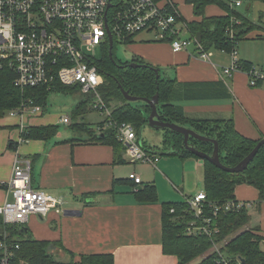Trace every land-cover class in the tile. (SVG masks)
Listing matches in <instances>:
<instances>
[{
	"label": "crops",
	"instance_id": "obj_1",
	"mask_svg": "<svg viewBox=\"0 0 264 264\" xmlns=\"http://www.w3.org/2000/svg\"><path fill=\"white\" fill-rule=\"evenodd\" d=\"M180 2L183 13L192 12L191 17L184 13L191 23L203 19L195 15L194 5L187 4L186 0ZM246 12L241 14L256 27L238 43V57L241 63L264 74V0H252ZM206 16L228 14L212 5L206 8ZM128 49L132 60L136 58L161 69L164 78L176 79L184 85L185 94L195 96L179 104L186 116L232 120L242 136L263 140L264 80L256 87L251 86L250 75L243 69L226 77L224 70L232 64L230 53L212 50L209 60H204L196 56L194 47L175 53L169 43L147 33L136 36ZM53 123L52 118L43 115L27 119L24 126ZM21 125L19 118L8 115L0 120V206L6 201L3 183L11 180L16 159L30 158L33 187L62 196L66 200L65 210L74 212L68 216L54 213L46 218L31 216L25 225L34 239L51 243L49 253L56 261L79 264L82 256L112 254L114 264H179L176 256L164 253L162 243V204L181 203L192 195L183 190L178 191L179 195L167 188L169 180L172 184L184 181V174L175 172V156L151 150L160 157L167 155L172 159H161L156 167L145 164L153 167L155 173L153 179L149 176L144 179L140 168L130 166L126 154L118 159L111 146L78 142V138L62 132L52 141L29 140L18 145ZM139 138L143 145L141 135ZM186 165L190 170L199 171L204 162L185 163L184 168L188 170ZM132 173L142 177V187L155 185L158 203L138 202L135 187L129 181ZM235 195L242 202L258 201L259 197L258 191L248 185L238 186ZM259 213V234L264 238V206L259 208Z\"/></svg>",
	"mask_w": 264,
	"mask_h": 264
},
{
	"label": "built area",
	"instance_id": "obj_2",
	"mask_svg": "<svg viewBox=\"0 0 264 264\" xmlns=\"http://www.w3.org/2000/svg\"><path fill=\"white\" fill-rule=\"evenodd\" d=\"M182 0H0V70H10L15 75L14 85L22 92L44 88L55 91L58 84L79 87L80 93L92 97V108L105 118L111 117L100 89L105 83L99 68L92 64L97 50L109 44V31L114 43L130 44L142 33L151 34L156 40L169 43L173 52L189 51L194 47L197 57L209 60L211 51L193 35L191 22L182 11ZM232 9L242 2L227 0ZM194 5V4H192ZM241 22L231 18L227 28L230 39ZM232 64L224 70L226 77L242 70L236 47L230 52ZM250 85L256 87L264 74L257 70L248 72ZM43 108L29 100L8 113L24 123L29 118L41 116ZM61 123L71 124L64 117ZM116 129L118 141L125 148L131 164L144 163L156 167L160 156L147 150L130 123L114 124L109 121L103 130ZM33 162L18 157L14 163L10 181L3 183L5 203L0 215L6 225H26L31 216L46 218L54 213L64 215L66 200L62 196L35 189L32 185ZM134 193L143 186L142 177L129 176ZM190 222L186 235L208 238L210 253L216 255V264H245L242 258L229 257L221 251L219 235L221 213H240L253 206L251 202L238 200L223 204L209 202L205 191L187 196L184 201ZM174 212V210H172ZM20 245L5 233L0 240V264H14ZM209 256V255H208Z\"/></svg>",
	"mask_w": 264,
	"mask_h": 264
},
{
	"label": "trees",
	"instance_id": "obj_3",
	"mask_svg": "<svg viewBox=\"0 0 264 264\" xmlns=\"http://www.w3.org/2000/svg\"><path fill=\"white\" fill-rule=\"evenodd\" d=\"M187 4H194L196 16H203L201 21H194L190 28L193 35L204 45L207 51L219 50L230 53L256 26L251 20L231 9L227 0H186ZM218 6L228 16H206L208 6ZM236 17L241 24L235 27L233 39L227 35V28L231 25V18ZM110 57V45L106 44L101 49L102 56L96 57L92 62L104 76L105 83L101 87L102 97L111 110V117L105 118L98 124V129L93 130L84 122L89 113L88 102L82 101L75 109L72 119L76 121L71 129L83 131L89 135L88 139H78V142L90 144L101 143L114 148L116 157L121 158L125 154V148L118 141L116 129L101 137L108 130L103 127L110 120L114 124L130 123L133 125L138 136L141 130L149 123L151 107L143 105L136 107L123 95L122 89L128 91L131 96L153 99L159 94L160 103L158 114L160 120L166 123L177 124L189 128L206 138L217 140L220 148V161L229 168L241 163L261 141H254L242 136L235 128L232 120L220 118L195 119L186 116L179 104L188 97H195L184 92V85L176 79H167L161 73V69L155 68L145 62L134 59L131 62H122L115 55ZM137 63L146 67L132 68L130 63ZM245 71H251L248 64L241 63ZM160 75V78H157ZM15 75L10 70H0V120L7 117L8 113L20 108L23 103L31 100L33 105L47 108L48 98L51 93L72 94L80 93L79 87H66L58 84L55 91L44 88L28 89L22 92L14 85ZM93 111H95L92 108ZM60 133L59 125L30 126L23 134L26 141L42 140L45 142L54 140ZM184 136L170 129H163L162 145L169 155L176 156L182 161L189 159L203 160L184 145ZM264 139V138H263ZM75 140H72L74 142ZM189 145L207 155H212L215 145L211 142H202L191 137ZM204 162V191L209 202L223 204L236 200V188L240 185L254 187L258 193L259 205L264 204V146L260 149L248 169L240 174L227 173L208 160ZM139 203H158V191L155 185H145L135 193ZM162 215V243L164 253L178 258L179 264H191L193 261L204 256L211 248L212 243L206 237H192L186 235V228L191 220L187 212L185 202L163 203ZM174 210V212H172ZM252 220L249 211L242 210L240 213H221L219 224L221 233L218 241H223L232 234L245 228ZM259 227L246 230L225 246L224 252L233 259L241 257L245 264H264V250L262 242L264 238L259 234ZM7 233L9 238L20 245L16 253L14 264H62L55 260L49 253L51 243L38 241L28 232L25 225H6L0 215V240ZM79 264H114L112 254H100L82 256ZM197 264H216V255L212 254Z\"/></svg>",
	"mask_w": 264,
	"mask_h": 264
},
{
	"label": "rangeland",
	"instance_id": "obj_4",
	"mask_svg": "<svg viewBox=\"0 0 264 264\" xmlns=\"http://www.w3.org/2000/svg\"><path fill=\"white\" fill-rule=\"evenodd\" d=\"M235 1H241L243 4V7L241 8H236V10L240 13H247L246 10L248 6H250V3L252 0H235ZM185 15L187 17L193 16L192 12L189 10L184 11ZM115 55L117 59H119L122 62H131L132 58L128 49V44L125 43H117L115 47ZM102 56L101 54V49L97 50V57L100 58ZM100 93L102 95V89H100ZM82 101H87L88 102V109L90 110L89 113L85 116V118L82 120L81 118L77 120V122H84L86 123L89 128L96 130L98 124L102 122L105 119V116L100 115L96 111L92 110V97L83 95L81 93H72V94H59V93H51L49 98H48V103H47V108L43 110L41 113V117L48 116L49 118H52L53 124L59 125L60 128V133L62 132L63 135H71L74 136L75 138L78 139H88L89 135L83 131L71 129V125L75 123L72 119L73 112L75 111L76 107L82 102ZM133 106L139 107L142 106L143 103L138 101V102H131ZM64 117H69L71 118V124L70 125H65L61 123V119ZM141 138L143 141V146L151 151L154 150L156 152L165 154L162 141H163V130L161 129H153L149 127V124L144 126L141 130ZM175 158L177 162V166L175 167V172H179L180 175L182 176L184 174V181L183 183H174L172 184L171 180L170 185L167 183V188L169 190H172L173 192L177 193L180 195L178 191L182 190L184 192H189L192 195L195 196V193H199L198 191L203 190L204 191V165L202 169L199 171H194L193 169L190 170V167L188 165V170L184 168L185 163L188 164L189 162H192V160H197V159H189L186 161H182L178 157H173ZM168 160L172 159L169 158L167 155H163V157H160V160ZM130 163V162H129ZM202 161H199V164H201ZM203 164V163H202ZM130 166L138 167L141 170V174L144 179H146V176L151 177L153 179L155 170L153 167L150 165H145L143 163H136V164H130ZM173 178V176L171 175ZM173 181L175 179L173 178ZM158 191V189H157ZM68 203V201H67ZM253 206L249 209V214L252 216L251 222L242 230L232 234L230 237L226 238L225 240L220 242L221 251L223 253H226L225 246L229 243L231 239L239 235L240 233L249 230V229H254L259 226L260 223V213H259V208L264 206V204L259 205L258 201H252ZM262 248L264 249V244H262ZM224 250V251H223ZM208 255H211L210 251H208L204 256L198 258L197 260L193 261L191 264H197L204 258H206ZM238 257V256H237ZM241 258V257H240Z\"/></svg>",
	"mask_w": 264,
	"mask_h": 264
},
{
	"label": "water",
	"instance_id": "obj_5",
	"mask_svg": "<svg viewBox=\"0 0 264 264\" xmlns=\"http://www.w3.org/2000/svg\"><path fill=\"white\" fill-rule=\"evenodd\" d=\"M109 45H110V57H111V59H113V49H114L115 43H114V39H113L110 31H109ZM130 67L139 68V67H146V66L132 62V63H130ZM157 78L159 79L160 75H157ZM122 93H123L124 97L129 102L142 101V102L147 103L151 107L152 112L149 116V123H148L149 127L153 128V129H161V130L170 129V130H173L179 134H182L185 138L184 139V145H185V148L187 150H190L191 152H193L194 154H196L197 156H199L203 160H208L213 165H215L216 167H218L219 169H221L227 173L240 174V173H243L244 171H246L248 169L249 165L253 162L254 158L256 157V155L258 154L260 149L264 146V139H263L257 144V146L254 148V150L241 163H239L237 166H235L233 168L226 167L220 161V148H219V143L217 140H212V139L206 138L204 136H201L189 128L182 127V126H179L177 124L166 123V122H163L160 120V117L158 114V108H157L159 103H160L159 94H157L153 99H145V98H139V97L131 96L129 94V92L125 91L124 89H122ZM112 132H113V129H109L106 131V133L102 134L101 137H105L107 134H110ZM191 137L196 138L197 140H200L202 142L213 143L215 145V149H214L213 154L207 155V154L200 152V151L196 150L195 148L191 147L189 145V140ZM169 153H167V154L169 155ZM72 213H74V212L65 211V214L67 216L71 215Z\"/></svg>",
	"mask_w": 264,
	"mask_h": 264
}]
</instances>
